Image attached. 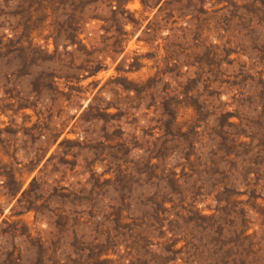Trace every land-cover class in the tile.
Here are the masks:
<instances>
[{
  "label": "rangeland",
  "instance_id": "obj_1",
  "mask_svg": "<svg viewBox=\"0 0 264 264\" xmlns=\"http://www.w3.org/2000/svg\"><path fill=\"white\" fill-rule=\"evenodd\" d=\"M0 264H264V0H0Z\"/></svg>",
  "mask_w": 264,
  "mask_h": 264
},
{
  "label": "trees",
  "instance_id": "obj_2",
  "mask_svg": "<svg viewBox=\"0 0 264 264\" xmlns=\"http://www.w3.org/2000/svg\"><path fill=\"white\" fill-rule=\"evenodd\" d=\"M36 178H37V176L34 177V179H36Z\"/></svg>",
  "mask_w": 264,
  "mask_h": 264
}]
</instances>
